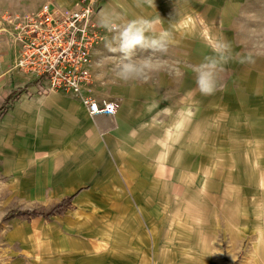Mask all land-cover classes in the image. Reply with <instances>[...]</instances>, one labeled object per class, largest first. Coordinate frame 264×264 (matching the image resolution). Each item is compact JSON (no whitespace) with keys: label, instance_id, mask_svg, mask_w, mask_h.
Here are the masks:
<instances>
[{"label":"rangeland","instance_id":"1","mask_svg":"<svg viewBox=\"0 0 264 264\" xmlns=\"http://www.w3.org/2000/svg\"><path fill=\"white\" fill-rule=\"evenodd\" d=\"M36 1L55 2L0 0V23ZM138 20L163 50H119ZM98 22L108 43L93 95L122 106L105 124L117 134L104 171L50 220L5 219L45 214L78 190L67 150H38L35 124L7 122L0 264H264V0H127ZM124 63L137 73L121 75Z\"/></svg>","mask_w":264,"mask_h":264},{"label":"crops","instance_id":"2","mask_svg":"<svg viewBox=\"0 0 264 264\" xmlns=\"http://www.w3.org/2000/svg\"><path fill=\"white\" fill-rule=\"evenodd\" d=\"M54 1V4L60 7H71L74 4V0ZM126 1L101 0L103 9L99 12L97 20L114 22L122 12V6ZM40 6V1H36V12ZM104 41L93 50L91 55L89 69L94 81L96 80L94 71L101 72V68L105 65V54L100 51L107 46L108 42ZM19 52V46L14 44L9 35L0 34V140L5 139V135L8 134L2 132L7 122L22 124L31 121L36 125V149L44 147L48 150L68 151L66 164L76 166L78 169L76 171L80 174L78 176L75 172L78 179L69 186L78 188L77 192L80 189L88 191L94 188L95 176L98 172L104 171L106 138L109 137L107 140L109 141L117 134L115 127L107 130L105 124L115 120L104 116L91 118L78 101L61 93L39 95V85L30 83L28 78L14 70ZM97 79H100L98 75ZM31 95L36 100L33 98L28 100ZM15 96H18L16 100H14ZM96 97L101 100L112 99L111 95L100 92ZM159 167L156 166V172H163L162 167ZM86 191L80 193L74 201L80 199Z\"/></svg>","mask_w":264,"mask_h":264},{"label":"built area","instance_id":"3","mask_svg":"<svg viewBox=\"0 0 264 264\" xmlns=\"http://www.w3.org/2000/svg\"><path fill=\"white\" fill-rule=\"evenodd\" d=\"M99 2L77 0L71 8L47 2L34 13L5 14L0 23V34L9 35L20 49L14 70L39 85V95L69 96L91 118L114 117L121 108L119 101L98 100L93 95L89 66L105 29L97 20Z\"/></svg>","mask_w":264,"mask_h":264},{"label":"clouds","instance_id":"4","mask_svg":"<svg viewBox=\"0 0 264 264\" xmlns=\"http://www.w3.org/2000/svg\"><path fill=\"white\" fill-rule=\"evenodd\" d=\"M146 20H138L130 22L119 35V50L128 55L136 46H149L163 50L165 43L162 39H151L144 35L145 26L148 25ZM138 69L132 63H124L121 67V75L128 78L130 75L137 73Z\"/></svg>","mask_w":264,"mask_h":264},{"label":"trees","instance_id":"5","mask_svg":"<svg viewBox=\"0 0 264 264\" xmlns=\"http://www.w3.org/2000/svg\"><path fill=\"white\" fill-rule=\"evenodd\" d=\"M17 98H18V96L17 97L15 96L14 100H16ZM86 190L87 189H80L74 195L63 199L61 203L56 205L51 211H49L45 214H38L35 212H25V213L12 212V213L8 214L5 217V219H10V218L13 219V218L20 217V216H27V217H32V218H41V219H45V220H50L52 217H54V215H56L59 212L67 209L68 207H70L72 205V202L74 201V199L77 198L80 193H82L83 191H86Z\"/></svg>","mask_w":264,"mask_h":264},{"label":"snow or ice","instance_id":"6","mask_svg":"<svg viewBox=\"0 0 264 264\" xmlns=\"http://www.w3.org/2000/svg\"><path fill=\"white\" fill-rule=\"evenodd\" d=\"M202 83H203V81H202Z\"/></svg>","mask_w":264,"mask_h":264}]
</instances>
